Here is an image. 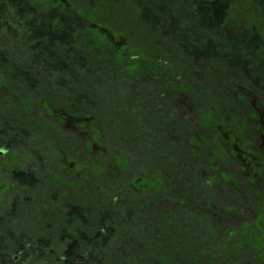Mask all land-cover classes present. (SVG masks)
Wrapping results in <instances>:
<instances>
[{"label": "trees", "instance_id": "obj_1", "mask_svg": "<svg viewBox=\"0 0 264 264\" xmlns=\"http://www.w3.org/2000/svg\"><path fill=\"white\" fill-rule=\"evenodd\" d=\"M55 1L0 0V89L42 113L32 120L31 148L17 153L0 191V264H264V214L232 188L252 182L221 136L234 129L214 122L200 104L204 91L198 99L191 84L203 81L201 65L212 61L245 78L252 66L264 68L255 58L264 56L263 38L253 28L242 42L223 28L235 0H133L168 49L160 44L146 62L126 45L111 51L127 83L119 92L124 109L99 103L94 115L72 104L70 92L95 61L79 49L80 18L50 7ZM247 40L252 51L243 59L238 46ZM165 72L171 80L158 87ZM251 81L264 93V77ZM6 113L0 149L10 156L17 135ZM42 134L45 169L32 164L42 162L34 146ZM251 140V149L240 146L243 155L259 154Z\"/></svg>", "mask_w": 264, "mask_h": 264}, {"label": "rangeland", "instance_id": "obj_2", "mask_svg": "<svg viewBox=\"0 0 264 264\" xmlns=\"http://www.w3.org/2000/svg\"><path fill=\"white\" fill-rule=\"evenodd\" d=\"M36 1L34 0V2ZM47 5L49 7V4ZM41 6L44 9L47 8L45 5ZM50 7H62V11L73 10L74 16L80 18L79 24L75 25L82 26L81 32H79V49L82 51L87 49L90 60L95 61L90 64L89 71L80 70L78 82H81V84L76 88V91L70 92L72 100H74L73 103H70L93 115L94 109L99 108V103L103 104L101 106L106 107L108 112L110 108L114 107L124 109V106L119 103L121 97L119 92L127 90V83L125 79L120 78L123 71L120 70L121 66L118 67L119 63L115 60L111 51L119 50L122 52L123 47L126 49V45L128 50H132L140 56V61L146 62L147 54L157 53L160 44L165 45L168 49L167 40L163 39L157 32L145 27L133 0H61V3L55 1ZM65 13H67V16L71 14L70 12ZM179 16H181L180 13L175 16L174 22L178 21ZM165 26L170 25L165 24ZM223 28L226 34L238 40L251 39L252 35L249 31L253 28L263 38L261 42L264 43V0H235L228 10ZM89 29L94 30L92 36L87 31ZM113 39L118 42V45L112 49L111 42ZM248 40L238 46L241 55L244 54L243 59H247L252 51V48L249 49L246 44ZM121 57L119 56V59ZM255 58L264 61V56L255 54ZM174 61L176 62L175 58ZM200 69L203 74V81H192L191 84L193 89L197 91L198 99L201 98L200 92L204 91V101L203 103L200 102L201 107L214 116L215 123L223 121L234 129L231 134H228L227 131L223 133L229 141L233 134L236 139H241L240 146L243 147L245 143V146L251 149L253 147L251 138H255V146L257 147L261 137L258 134V128L251 120L260 123L259 115L256 117V113L259 112V110H256L258 106L254 103L259 100L264 103V93L253 85L251 79L264 77V68L258 71L255 66H252L248 78H245L244 70L233 74L228 66L224 67L219 61L205 63L201 65ZM168 76H170L168 72L160 74L157 77V86H164L167 81L171 80ZM184 78L187 77L184 76ZM136 86L137 83L134 84V87ZM11 92L14 91L8 86L0 89V120L4 119L3 115L7 112L8 117L4 122L13 125L17 135V146L14 149L16 153L10 154V156H0V191H4V193L8 185L6 172L11 167H16L19 164L18 154L24 157L25 149L30 146L31 132H35L32 129V125H35L32 120H37L36 117L38 116L39 118L42 117L41 108L38 104L18 106L14 96L16 93L14 92L12 95ZM63 92L65 93V91ZM246 93L251 95L247 97L245 96ZM241 94L244 95L243 98ZM116 95H118L117 100ZM114 103H117V106ZM29 109L32 110L31 114L27 111ZM101 114L105 115L106 113L102 112ZM42 120L45 121L46 118L43 117ZM98 121H103V117L99 116ZM40 133H45V131L42 129L38 132V134ZM11 135L14 134L11 133ZM42 135L41 139H37L39 144L34 145L39 149L37 154L41 156L42 162L34 160L32 164L45 169L43 162L46 161L49 153L46 148L47 139L44 134ZM77 152L80 153L79 150ZM248 153L258 154L255 151ZM256 172L260 174L262 170L258 169ZM56 180L59 181L58 177H56ZM232 188L236 190V196L240 203L251 204L256 202L258 208L264 214V175L262 179L258 178L249 184L232 185ZM2 203L7 206L9 201L6 203V199H3ZM48 204L46 203L44 209ZM260 221L264 224V215L260 218Z\"/></svg>", "mask_w": 264, "mask_h": 264}, {"label": "flooded vegetation", "instance_id": "obj_3", "mask_svg": "<svg viewBox=\"0 0 264 264\" xmlns=\"http://www.w3.org/2000/svg\"><path fill=\"white\" fill-rule=\"evenodd\" d=\"M234 40L236 42L245 41L244 39H241V40L234 39ZM249 95H251V94L246 93L245 96L248 97ZM241 96L243 98L244 95L241 94ZM241 96H240V99H241ZM254 104L256 106H258V109H256V108L255 109L259 110V112H257V113L255 112V113L257 114L256 117H258V115H259V120H260V123H257L256 121L251 120V122H253L255 124V126L258 128V131H259L258 134L261 137V140H259V144L257 145V148L259 150L258 156H255L252 154H247V153H245V155H243L238 139H235V140H233V142H230L228 140V138L225 135H223V133H222V136L225 138L228 145H229V143L231 145V146L229 145L231 148V152L236 155L235 157L239 159V161L241 162L242 165L246 166V168L249 169L247 171L249 173H252V170H254V173H252V176H250L249 173L245 174V177L249 178L250 181H252V182H254V180H257L258 178L262 179V176L264 175L263 174V170H264V106H262V104H260V102H257V101H255ZM256 106H254V107H256ZM244 122H245V120H244ZM258 169H261L262 173L258 174L256 172V170H258Z\"/></svg>", "mask_w": 264, "mask_h": 264}, {"label": "water", "instance_id": "obj_4", "mask_svg": "<svg viewBox=\"0 0 264 264\" xmlns=\"http://www.w3.org/2000/svg\"><path fill=\"white\" fill-rule=\"evenodd\" d=\"M4 152L0 150V155H2Z\"/></svg>", "mask_w": 264, "mask_h": 264}]
</instances>
